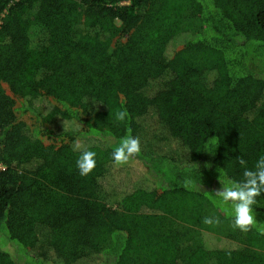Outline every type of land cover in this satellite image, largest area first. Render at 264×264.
I'll return each instance as SVG.
<instances>
[{"label": "trees", "instance_id": "trees-1", "mask_svg": "<svg viewBox=\"0 0 264 264\" xmlns=\"http://www.w3.org/2000/svg\"><path fill=\"white\" fill-rule=\"evenodd\" d=\"M262 155L264 0H0V264H264V193L240 234L215 194Z\"/></svg>", "mask_w": 264, "mask_h": 264}, {"label": "clouds", "instance_id": "clouds-1", "mask_svg": "<svg viewBox=\"0 0 264 264\" xmlns=\"http://www.w3.org/2000/svg\"><path fill=\"white\" fill-rule=\"evenodd\" d=\"M128 113L126 109L119 110L116 113V119L124 121ZM73 151L80 152L76 161V166L81 176L90 174L96 166V153L85 148L79 141L74 143ZM141 152V143L139 137L129 134L123 137L119 146L112 152L113 162L119 166L127 163L131 157L139 155ZM239 164L244 167L243 180L230 181L228 185H223L222 189L216 191V195L224 203H231L234 217L233 227L241 232H248L256 225V213L254 206L259 202L257 197L264 193V155L260 156L254 169L246 167L247 161L243 156L237 157ZM218 218L205 217V224H219Z\"/></svg>", "mask_w": 264, "mask_h": 264}, {"label": "rangeland", "instance_id": "rangeland-1", "mask_svg": "<svg viewBox=\"0 0 264 264\" xmlns=\"http://www.w3.org/2000/svg\"><path fill=\"white\" fill-rule=\"evenodd\" d=\"M178 43H173V45L175 47H177L178 45H176ZM36 104L38 103V100L35 102ZM104 183L106 184V186H109L113 183H120L122 185H127V186H132L133 184H148L147 180L145 179L143 173L141 172V170H139V168L136 167H123L120 168L114 172H112L111 174H108L107 176L104 177ZM176 228L178 229V231L180 232V236L182 237V239L179 240V246L180 247H185V246H190L192 244L195 243L194 239L189 238V240H187L188 237H190V234H185V231L187 230L189 233L191 232V234H195L198 232V234H201L202 232L204 233L205 230H203L202 227H190L186 230H184V228L182 227V225L178 224L176 225ZM194 229V230H192ZM238 230V229H237ZM237 234H240V230L237 231ZM223 234H221L222 236ZM223 237H225L223 235ZM226 239V237H225ZM228 241L230 240L227 239ZM231 242V241H230ZM236 243V242H235ZM232 245L234 247H237L236 244H234V242L232 243ZM97 264V263H94Z\"/></svg>", "mask_w": 264, "mask_h": 264}, {"label": "built area", "instance_id": "built-area-1", "mask_svg": "<svg viewBox=\"0 0 264 264\" xmlns=\"http://www.w3.org/2000/svg\"><path fill=\"white\" fill-rule=\"evenodd\" d=\"M0 167H3V166L0 164Z\"/></svg>", "mask_w": 264, "mask_h": 264}]
</instances>
